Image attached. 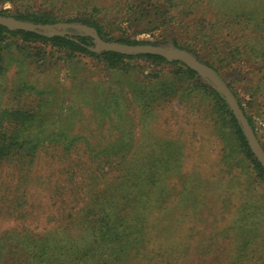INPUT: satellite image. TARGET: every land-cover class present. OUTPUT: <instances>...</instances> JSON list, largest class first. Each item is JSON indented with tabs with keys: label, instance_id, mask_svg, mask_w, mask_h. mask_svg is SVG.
<instances>
[{
	"label": "trees",
	"instance_id": "1",
	"mask_svg": "<svg viewBox=\"0 0 264 264\" xmlns=\"http://www.w3.org/2000/svg\"><path fill=\"white\" fill-rule=\"evenodd\" d=\"M226 1L228 4L209 0L212 18H205L200 10L196 19L189 20L184 5L192 7L200 0H0V5L9 2L16 9H3L0 14L35 23L86 24L103 39L121 43L173 44L215 69L220 77L237 75L235 82H244L242 88L250 95L264 93V32L261 27L258 31L255 14L241 25L239 20H244L247 13L234 6L235 2ZM175 11L182 17L174 15ZM124 23L137 35L160 32L162 40L153 43L122 38L117 31ZM36 45L66 51L68 61L76 64L78 72L83 67L79 56L103 59L110 70L126 68L133 59L170 67L162 74L159 70L150 72L145 76L148 79L140 81L132 76L126 82L133 103L146 116L144 121L155 108L170 102L163 100L192 94L196 90L193 85L200 82L215 98L217 113L227 119L240 150L264 180V168L225 97L180 60L168 61L146 53L94 51L93 39L74 28H67L63 35L47 36L0 25V96L12 64H45L46 50ZM182 78L194 79L195 83L183 89ZM228 82L226 85L242 107L236 85ZM124 86L121 81H110V101H0V218L12 223L0 232V264H116L147 243L152 234L149 212L159 207L151 196L164 197L165 184L158 185L156 172L162 165L156 167L154 153L140 150L136 147L138 141L122 131L120 100ZM17 87L19 97L40 93L26 81ZM91 107L104 115L102 125L107 122L118 131L117 135L85 133L91 126L84 125L82 116ZM242 109L259 138L252 115ZM75 162L78 169L72 167ZM80 200L84 205L73 213L70 204ZM44 209L52 210L58 223L43 234L27 229L28 219L40 217ZM18 220L24 222L21 227L14 225ZM240 259L238 254L235 264Z\"/></svg>",
	"mask_w": 264,
	"mask_h": 264
},
{
	"label": "rangeland",
	"instance_id": "2",
	"mask_svg": "<svg viewBox=\"0 0 264 264\" xmlns=\"http://www.w3.org/2000/svg\"><path fill=\"white\" fill-rule=\"evenodd\" d=\"M100 1L106 3L110 0H97ZM217 1L228 4L226 0ZM229 1L247 13L244 20H239L241 25L255 14L258 31L261 32V27L264 32V0ZM208 4L209 0H200L192 7L184 5L188 8L187 20L196 19L200 10L205 13V18H212L214 12ZM3 9L16 10L9 2L0 5V10ZM174 15L182 17L176 11ZM117 35L153 43L162 40L163 36L160 32L134 34L125 23ZM154 45L177 48L173 44ZM36 46L46 50L45 64L37 67L12 64L3 80L0 101H110L107 91L110 81H121V85H125L120 100L123 106V117L120 118L122 131L138 141L136 147L140 150L154 153L157 168L162 165L156 177L159 178L158 185L165 184L166 193L162 198V195L151 196L159 206L149 212L152 234L142 248L132 251L131 257L116 264H235L238 254L241 259L236 260V264H264V180L240 150L239 142L227 126V119L217 113L215 98L206 93L200 82L194 84V79L185 81L182 78V88L194 84L195 92L163 100L170 102L155 108L151 117L144 121L146 116L133 103L135 100L126 88V82L132 76L140 81L148 79L145 76L150 72L154 74L159 70L162 74L170 67L152 66L143 59H133L126 68L110 70L103 59L79 56L83 67L78 72L76 64L68 61L66 51ZM236 76L221 78L225 83L232 81V85H236L238 99L252 115L262 146L264 93L250 95L245 92L242 88L244 82H235ZM21 81L35 86L40 93L17 96L16 89ZM179 91L183 90L179 88ZM90 109L87 108L82 116L84 125L91 126L85 133L97 136L118 134L107 122L102 125L104 115L101 112L94 107ZM72 167L78 169L76 162ZM69 183L74 184L73 181ZM63 197L71 200L65 194ZM58 198L62 199L60 192ZM83 205L81 200L74 201L70 209L74 213ZM51 211L42 210L40 217L28 219L25 227L36 233H47L58 223ZM54 214L57 215L58 211ZM10 224V221L0 218V232ZM21 224H24L21 220L14 223L18 227Z\"/></svg>",
	"mask_w": 264,
	"mask_h": 264
},
{
	"label": "water",
	"instance_id": "3",
	"mask_svg": "<svg viewBox=\"0 0 264 264\" xmlns=\"http://www.w3.org/2000/svg\"><path fill=\"white\" fill-rule=\"evenodd\" d=\"M0 25H3L11 30L21 29L26 31H33L47 36L63 35L66 33L67 28H74L76 30L84 32L86 35L90 36L93 39L94 46L91 49L94 51H114L121 54L146 53L162 56L168 61H183L195 71H197V73L201 77L205 78L214 90L220 92L225 97L233 114L238 119L246 138L248 139L250 148L254 156L264 168V149L261 146L252 125L250 124L248 118L246 117L242 107L239 105L232 91L226 85L223 79L218 75L215 69L200 61L190 52L179 48L173 49L165 46H158L147 43L127 44L119 43L116 41H108L103 39L94 27L81 23H35L32 21L20 20L13 16L0 14Z\"/></svg>",
	"mask_w": 264,
	"mask_h": 264
}]
</instances>
